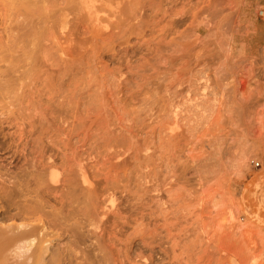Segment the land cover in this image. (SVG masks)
I'll list each match as a JSON object with an SVG mask.
<instances>
[{"label":"rangeland","instance_id":"1","mask_svg":"<svg viewBox=\"0 0 264 264\" xmlns=\"http://www.w3.org/2000/svg\"><path fill=\"white\" fill-rule=\"evenodd\" d=\"M17 184L47 261L264 264V0H0Z\"/></svg>","mask_w":264,"mask_h":264},{"label":"bare ground","instance_id":"2","mask_svg":"<svg viewBox=\"0 0 264 264\" xmlns=\"http://www.w3.org/2000/svg\"><path fill=\"white\" fill-rule=\"evenodd\" d=\"M32 179L30 177V180ZM24 188L22 189L17 184L8 193L3 192L0 188L2 202L0 207V264H77L76 261L79 257L70 247L60 249L52 259L47 261L51 243L55 240L54 237L58 235L59 238L63 233L50 232V227L60 229V225L50 219L51 217L49 218L50 214L42 217L34 205V207L28 205L27 196L29 193ZM14 221L20 222L11 223ZM91 252L86 250L81 253L80 259L82 260L80 262L82 264H99L97 257H94Z\"/></svg>","mask_w":264,"mask_h":264}]
</instances>
